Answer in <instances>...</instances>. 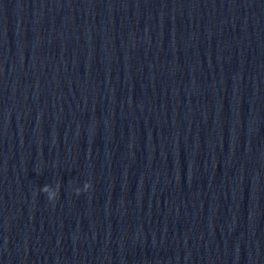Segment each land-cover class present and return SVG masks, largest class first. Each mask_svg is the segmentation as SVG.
<instances>
[{
  "label": "water",
  "instance_id": "obj_1",
  "mask_svg": "<svg viewBox=\"0 0 264 264\" xmlns=\"http://www.w3.org/2000/svg\"><path fill=\"white\" fill-rule=\"evenodd\" d=\"M0 264H264V0H0Z\"/></svg>",
  "mask_w": 264,
  "mask_h": 264
},
{
  "label": "clouds",
  "instance_id": "obj_2",
  "mask_svg": "<svg viewBox=\"0 0 264 264\" xmlns=\"http://www.w3.org/2000/svg\"><path fill=\"white\" fill-rule=\"evenodd\" d=\"M92 185L90 182H85L81 187H74L73 188V192L76 196L81 195L82 193H87L90 191ZM40 193L45 194L47 200L49 201V203L51 204H55V202L58 199L59 196V185H44L42 188H40ZM35 195V194H34Z\"/></svg>",
  "mask_w": 264,
  "mask_h": 264
}]
</instances>
